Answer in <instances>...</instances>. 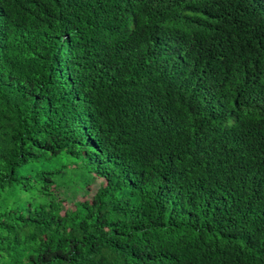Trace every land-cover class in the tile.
Instances as JSON below:
<instances>
[{
  "label": "trees",
  "instance_id": "16d2710c",
  "mask_svg": "<svg viewBox=\"0 0 264 264\" xmlns=\"http://www.w3.org/2000/svg\"><path fill=\"white\" fill-rule=\"evenodd\" d=\"M0 264H264V0H0Z\"/></svg>",
  "mask_w": 264,
  "mask_h": 264
},
{
  "label": "rangeland",
  "instance_id": "374dc122",
  "mask_svg": "<svg viewBox=\"0 0 264 264\" xmlns=\"http://www.w3.org/2000/svg\"><path fill=\"white\" fill-rule=\"evenodd\" d=\"M83 182H84V179L81 180V182H77V176H75L73 173H68L66 176H65V181H64V185H66V188H73V190H75L74 187L72 186H75L77 187L78 189H82L83 187ZM76 184H79V185H76ZM92 190L94 189L93 186L91 187ZM79 194V193H78ZM81 196L78 195L76 196V200H80Z\"/></svg>",
  "mask_w": 264,
  "mask_h": 264
}]
</instances>
